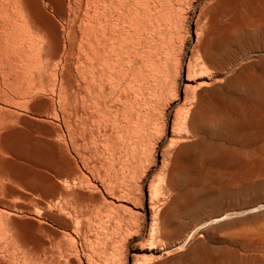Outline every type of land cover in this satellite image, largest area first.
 <instances>
[{
  "label": "bare ground",
  "instance_id": "obj_1",
  "mask_svg": "<svg viewBox=\"0 0 264 264\" xmlns=\"http://www.w3.org/2000/svg\"><path fill=\"white\" fill-rule=\"evenodd\" d=\"M142 1L144 3V6L141 7L140 11L142 12L140 13V11L137 10L136 6H140V2L142 4ZM152 1L153 0H89L86 3L87 15L85 17L86 23L84 26L87 55L83 59V57L85 56L84 54L86 53L84 51L85 53L81 54L82 56H84H77V61L76 63H74V54L76 52L73 51V53L72 51L70 52V50L72 42L75 41L73 39H75L76 36L75 38L73 36L74 34L72 26H70L69 24L70 20L67 16L64 0L46 1V5H48L49 8L50 5L51 8L53 6L58 12L57 14L60 15V20L63 23V25L60 24L63 26V28L61 27L62 29L58 27L56 20H54L51 14H49V11L47 12V10L42 7L41 0L12 1L13 5L15 4L17 7L13 5L11 6L12 2L10 4L9 0H0V264H45L50 252H52V248L55 247L53 245L54 241L52 242V244L51 241L49 242L51 245H53V247H48L46 245L47 241L42 239V236L39 237L38 234L40 233L37 234V231L42 230L40 226L44 224V222L48 224L49 222L51 223V221L53 222L55 220L60 223V231L52 228L53 226L45 227L46 229H48L47 231L52 234V236L53 234H55V236L60 234L65 240H68V237H70V222L65 218L63 219L57 216L56 213L57 209L69 211L70 203H72L71 200L74 199V197L72 199L71 197L72 194L75 193H71V189L73 188V185L75 187L76 182L78 183L79 181H76L77 177L75 178V171V174L73 173L74 178H70L69 174H67L69 175V177H64L65 175L62 176L61 173H59L62 176V178L60 179L61 184H56V181L53 180L50 175L41 174V172L38 170L39 168H37L38 165L44 163V166H46L47 169L49 168L50 170L53 165L54 153L56 152L57 147L55 145V140L52 138L53 134L55 133L53 127L51 126H53L54 123L51 122L53 124H50L51 126H49L45 124L46 122H44V124L39 122L40 120H38V118H36L37 120H34V117L32 119V116H42L40 114H44L47 120H52L53 117L57 118L58 113L56 115V110L54 111L55 106L53 107V102H56V100L54 101L53 99L55 98L53 96L54 94H56L54 92L57 86L55 76H58L60 81H64V78L68 79L73 74H76V76H79V78L81 79V83H83V86H81L82 84L79 83L80 80L76 76H73L77 79L78 83L76 82V87L72 85L74 86V92H72L73 94H71V97L69 99H64L65 101L68 100L65 103L69 104L67 106H70L69 110L72 111L71 113L73 117L74 115H77V118L79 117L78 113L80 112L79 109L81 107V110H83L86 115L90 113V118H92L91 113H95L99 118H96L99 121H97L96 123L100 124L101 127L103 126L104 129L107 127V130H109L108 128H110L111 130L115 131L114 133H116V135L111 138L113 133H111L112 135H109L110 133L107 134L106 130L103 131L108 135H106V139L105 137L103 139L108 142V145L106 146L108 147L107 149L109 152H106V154L110 153V156L109 154H107V161H109L108 159H110V157L111 160L109 162L112 161L111 164L109 162L107 163L112 166H109V168H113L112 170L114 175L112 174V176H114L116 179H112V183L110 182V180H108L111 183L110 186L107 185L106 187L104 185V187L107 188V191L106 188H104L105 192H108L106 194H109V196H116L120 200V202H127L134 207L138 206L137 204L140 203L138 201L134 202L135 197H132L134 193L133 191L135 190V188L134 190H132L134 187L133 180L135 181V176L133 177V173L135 175L136 171L133 169H136V166L134 167V164L136 153L138 154L137 148H139L143 143V139H141L140 143V138L143 137H141L139 134L144 136L146 130L148 129L147 127H149V124L151 125L153 122H149L151 120L149 119L151 117L150 115H153V113H151L150 111L152 105H147V107L150 106V110H148L149 107L147 108L146 106L143 109H138V105L140 104L142 97H144V94L148 93L150 86H152L150 84H152L155 80V82L157 81L158 83L154 82V84H157V86L160 85L159 80L157 79L160 77V79L162 80L163 76L166 75L165 73H167L166 70H164L163 74L165 75L157 73V75H159L157 76L156 71H153L157 69V65L155 66L156 68L154 67L155 69H152V71L149 68L150 56L154 57L153 54L150 55V48L151 46H154L152 42L154 41L155 43V40H153L155 35L153 33V30L155 28L157 29V27L153 28V26L160 24H157V20L162 19L159 16L154 15L159 13L160 10H156V13L155 9H148L152 8V5L154 8L155 4H157L156 2ZM148 2L152 3L151 7H147L149 5ZM181 2H183V0ZM160 3L162 4V2ZM160 3L159 6H161ZM182 4L183 3H181L180 6ZM171 5L168 4V6ZM73 6L75 15L81 4L79 2H74ZM180 6L178 5V7ZM151 11L152 15L157 17L155 22L156 24L154 25H151L153 22H151ZM171 13L172 10L170 14ZM173 15L174 14H172V16L167 15V17H174ZM160 16H163V14ZM61 21L58 22L60 23ZM208 21L210 26L206 29L203 28L202 31L200 29V31L203 32V39L200 40V43L197 45L196 55L198 61H196L195 59L193 60V62L188 63V72L194 70L193 67L195 66H199L200 68L206 70V67H208L211 63H221L225 58H229L230 56L229 46H232L234 44L236 45V43H241V41L243 42L244 40L257 42L258 37L260 38V36H264V0H216L212 5ZM167 22L168 21H166V23ZM164 24L162 25V28H165ZM59 28L61 29L60 31L63 30L62 37ZM160 28L161 27L159 26V29ZM166 29L167 27L165 28V31ZM176 31L179 32L181 30L178 31L176 28ZM200 35L198 33V36L196 38L197 40L195 42L200 39ZM173 40L171 42L174 43ZM161 41L162 40H160L159 42ZM78 43L80 44V42ZM163 43H165V41ZM162 44H160L161 47L164 46ZM166 45H169V43L167 44L166 42L165 46ZM74 46L76 48V44ZM77 47H80L81 49V44L80 46H78L77 44ZM156 47H154L153 50H156ZM84 49L85 48H82V50ZM170 49L169 52L171 51ZM60 52L61 54H59ZM139 52L141 53V61L145 60V57L147 58L146 64L141 63L144 64L142 65L144 66V70L142 69V66H140V69H138L139 67L137 68V65L139 66ZM77 53L79 54V51H77ZM152 53H155V51ZM58 54L60 55V59L56 58ZM71 54L72 56H74V59L72 58ZM165 54H167V52L162 54L160 57L162 58V56H164ZM171 54L173 55V53ZM169 55L170 53L168 54V57ZM251 56H254L252 57L253 59H258L243 62V60ZM160 57L158 56V58ZM166 57L167 56H165L163 59L165 60ZM80 58H82L81 61ZM154 59L151 58V60L153 61ZM158 60L157 62H159ZM165 61L163 62V64L165 63ZM195 61L196 63H194ZM58 63H61L59 72L56 71V66ZM151 65L153 66V63ZM166 65L164 64L163 66H165L166 68ZM161 66L162 65H160L159 68L163 69V66ZM152 72L154 73L155 77L157 76V78L153 81L151 77L153 78L154 75L150 76ZM197 72L198 71H196V73ZM204 76H200L198 80H194L197 85V88L193 90L192 95L195 107H193V104L191 103L193 109L191 108L192 110L190 109L186 116H184V120H181V125L178 123L180 113H175L170 139L166 147L167 149L162 156V165L159 168L158 173L156 172L159 177L157 180L152 179L153 181L148 187V208L150 211L148 237L151 239V242L146 248V251L143 253V257H139L136 259V261H141V264H264V209H262V207H264V198L263 196L259 195H262V193L264 194V140L261 137L262 135L264 136L263 58L262 56L246 53L235 59L224 70H220L215 74ZM150 79L152 83L150 82ZM165 79L166 78H164V80ZM186 79L190 78L187 77ZM63 81L62 83H65ZM62 83L60 82L59 84L60 90H63L61 88L65 87ZM166 83H162L163 88L160 87L162 85L158 86V88L156 85H154L153 87L156 86V88H154L153 92L156 93L155 89H157V91L160 88L165 89L164 87H166ZM191 85L188 86L189 89ZM205 85L209 86L204 87ZM187 86L186 88H188ZM153 87H151L152 90ZM80 88L83 89V91ZM161 89L158 94H160ZM67 90H69V88ZM80 90L84 92L81 97H79V92H81ZM152 90H150L151 97L153 94L155 95ZM149 93L148 95H150ZM142 94L143 96L141 97ZM158 94L157 97H155L156 95L154 96L155 98L153 97L154 100L153 98H150V96H146L149 98V100L152 99V101H156L158 98ZM232 94L239 95V99L236 100L235 98H233ZM64 95L66 96V93ZM139 96L141 98H139L140 102L138 101ZM62 99L60 103L62 102ZM145 99L146 97L143 98L142 101H144ZM65 103L63 102V104ZM63 104L58 103V106L61 107ZM155 105L156 104H154V106ZM140 106L141 105H139V107ZM60 107L58 108V110H60ZM112 107L114 108V110ZM65 108L67 111V107ZM71 113L69 114L71 115ZM93 113L92 115H94ZM140 113H142V120L139 119ZM69 114H67L68 117ZM87 117V119H90L89 116ZM71 118L69 119L71 120ZM93 118L91 120H93ZM151 118L153 120L154 117ZM138 119L141 120V122L138 121ZM70 120L67 122L72 121ZM76 120L75 122L77 124L78 120ZM81 120L82 122H84L82 118ZM139 122L140 124H138ZM156 122L157 121H155V123ZM72 123L73 122H71L70 124ZM84 124L86 125V123ZM90 124L91 123H89V125ZM94 124L95 123H93V125ZM156 124L155 128L157 127ZM77 125L76 129L71 125V127L67 126L71 128H67L71 139L70 144H72L74 139L77 138L74 136V134H76L74 129L77 131V127H79ZM85 125H83V127ZM153 125L154 123L152 124V126ZM100 126L98 125V127ZM89 127H92V125H90ZM39 129H42L43 133L46 134L45 138L41 137V133V136L36 135L39 131L35 134V131ZM81 129L82 130L78 131L79 137L80 135L84 134L85 131V128ZM86 129L88 128L86 127ZM94 129L92 127V133H94ZM95 133L97 134L96 130ZM149 133L151 132L149 131L146 135H148ZM138 135L139 141L137 140ZM153 135L154 134H152V137ZM60 136H58L57 138H59ZM89 136L91 137V135ZM146 137L147 136H145V138ZM190 137L193 138V140H190ZM148 138H151V136H148ZM183 138L188 140H182ZM84 139L85 141H87L86 137H84L83 140ZM102 141L101 143H103ZM84 143L85 142H83V144ZM138 143L140 144L137 147ZM92 146L93 148H95L94 146H97V144H94ZM59 148L61 147L59 146ZM88 149H86V151ZM76 151L80 152L79 150ZM142 152L144 153V150ZM143 153L141 154V157ZM81 154L82 151L80 155ZM86 155L85 157H87ZM101 155L105 156L104 154ZM103 156H100V158L103 159ZM85 157L83 156V158ZM98 161H100V159H98ZM93 164L95 165L96 162H93ZM85 165L87 167H90L86 163ZM69 166L71 168V165ZM101 166L103 167L106 165L104 163L103 165H100V167ZM106 167L108 168V164ZM84 170H86V167ZM109 170L110 171L108 172L112 171L111 169ZM90 172L92 173L93 171ZM107 173L105 172V174ZM109 175L110 174H108V176L105 175L103 176V178H107L109 177ZM85 176H88V174ZM84 181L85 180L81 182L83 183ZM92 181H94V179ZM86 182H88V180ZM105 183L107 184V182ZM94 184L95 183H93V185L91 186L93 187ZM83 185L84 184H82L81 186ZM97 187L94 189L97 190ZM90 189H87L86 191H90ZM94 189H91V191H94ZM74 190H76V187ZM96 190L95 192H100L99 190ZM93 191L91 192L92 194ZM101 192H103V190ZM117 192H119L120 194L117 195ZM250 192H254L256 193V195L253 194L250 200H247L244 204H242L243 206L240 203H232L233 205H228L230 206L229 209H218L219 212H217V210V213L214 214V210L212 211V214H209L208 212L207 215L209 214V216H206L207 218H203V220L201 219L202 221L196 224L193 223L195 225L189 228L187 232H184L185 230L183 231L185 226L187 227V225L189 224L188 221H195V218L192 219V214H194L195 212L198 214L195 208H200V210L202 211V208H207L208 205H214V203L216 202L218 203V201L225 196L229 197L233 201L235 198L239 199V197H243V194H246L247 196V193H249L250 195ZM85 195L87 196V192L85 193ZM78 196L79 195L77 192L76 197ZM231 197L235 198L233 199ZM94 198L96 199V197ZM105 198L107 197H104L103 201L105 200ZM84 199L86 200V197ZM113 199L114 198H112L111 200ZM143 199L144 197L141 198L142 201ZM130 200H133V203L135 204L130 202ZM141 200L139 197V201ZM222 200L221 203H225V201L222 202ZM142 201L141 204L143 205ZM161 201L164 204L166 203L167 205L162 204L163 206L159 207L158 203ZM104 202L106 203V201ZM121 203H118L120 205V208L123 204H125L123 203L121 205ZM77 206L78 205L74 207L73 205L72 208H74V210H77ZM81 207L83 208V206ZM211 207L214 208L213 206ZM102 208L104 207L102 206ZM102 208L100 209L102 210ZM112 208L114 210L116 209L115 207H113V205ZM212 208L209 209L211 210ZM81 209L79 208L78 210L80 211ZM92 209H95V206ZM100 209L99 211H101ZM117 209L115 211L119 212L120 210ZM191 209L193 211L195 210L194 213L190 211ZM72 210L73 209H71V211ZM121 210L125 211V213H128L127 215L129 216V219H127V217L125 216L126 214H121V216H125V218L128 220V224L131 222L129 224L130 227H138V221L136 219L139 218H136L137 214H135V210H131V208L126 205L125 207H122ZM142 210L145 213V209ZM200 210L198 209L199 212ZM75 212L77 213L76 217L79 218V213L77 211ZM85 212H88V210ZM110 212L112 213V211ZM191 212L192 214L188 215V213ZM183 213H187L186 216H188V218L182 216ZM115 214L113 213V215ZM178 214H180L182 218L185 217V220L187 218L188 221H182V219L179 218ZM174 216H178V218L176 217L177 220H175ZM102 218L105 217L103 216ZM86 219L88 220V218ZM122 220L124 219L121 218L117 222H121ZM41 221H43V223H41ZM94 221L92 220L91 222ZM115 221L116 218L114 219V222ZM87 223L91 225L89 221ZM121 223L120 226H122L124 222L122 224ZM97 226L99 227V224ZM169 227L173 228L171 229L172 231L176 230L175 235L177 234V232H181V230L185 234L181 236V232V234H179L180 236L177 238L175 237L176 239H174L170 246L167 245L166 248L162 247L160 250H154L155 240L162 242V244L167 242L168 239L166 241L165 239L168 236L165 231L169 230V238H171V235H174V232L172 234V231L169 229ZM83 228L79 229L78 227L77 229L82 230ZM89 228L90 227H88V229ZM109 229L108 233L111 232ZM43 230L45 231V229ZM73 230L74 227L72 228V231ZM94 230L97 231L96 229ZM122 230L124 231V229ZM131 231L132 230L130 229V232ZM137 233V230L132 232V234ZM80 234H82V232H80ZM127 235L129 234L127 233ZM71 237L73 238V236ZM86 237L87 233L85 238ZM58 239L60 240L61 237ZM64 239L63 241H65ZM47 240H49L48 237ZM57 242L54 244H58ZM60 242L59 244H61ZM64 243L65 242H63L61 245H63ZM28 244H31L29 248L34 251L31 255L27 252ZM45 245L47 247H45ZM61 245H59L58 247H60ZM73 245L74 244H72L71 247H73ZM40 246H43V248H41ZM106 246L108 247V245ZM69 247H67V249ZM107 247H105L106 252ZM116 249L118 250L119 248ZM162 250H164L163 253L166 254L169 252L172 253V251L174 250H178V252L172 255L170 258L159 260L161 256L158 253H160ZM68 253L65 252V264H71L72 262V259ZM70 253L72 254V251ZM76 253L77 250L74 254V256L77 257L79 253ZM83 253L85 254L86 252L83 251ZM157 255L160 256L158 260ZM53 256L51 260H53ZM136 261H134V263ZM50 262L52 263V261ZM60 262L58 264H62V262Z\"/></svg>",
  "mask_w": 264,
  "mask_h": 264
},
{
  "label": "rangeland",
  "instance_id": "obj_2",
  "mask_svg": "<svg viewBox=\"0 0 264 264\" xmlns=\"http://www.w3.org/2000/svg\"><path fill=\"white\" fill-rule=\"evenodd\" d=\"M12 1H14V0H12ZM11 0H9V3L11 4V2H12ZM46 1L47 0H41V5H42V7L44 8V9H46L47 10V12L49 11V14H51V16L53 17V19L54 20H56V23L58 24V27H62L63 28V23H62V21L60 20L61 19V17H60V15L59 14H57L58 12L56 11V9L52 6V8H51V5H50V8H49V6L48 5H46L47 3H46ZM89 0H64V5H65V9H66V12H67V16H68V18H69V20H70V22H69V24H70V26H72V30H73V36H74V38H75V36H76V38L75 39H73V40H75V41H77V42H75V44H76V48H75V44H74V42H72V45H71V50H70V52L72 51H74V52H76L77 53V51H79V54L77 53V55H76V53L74 54V56H72V54L74 53H72L71 54V56H72V58L74 57L75 58V60H73L74 61V63H76V61H77V56L79 57L81 54H84L86 51H87V49H86V41H85V36H84V26H85V23H86V15H87V10H86V3L88 2ZM147 1H149V0H147ZM172 1V2H171ZM153 0L152 2H156L157 4H155V7L153 8V5H152V3L151 2H148L149 3V5L147 6V5H145V6H147V7H151V5H152V8H148V9H150V10H153V9H155V12L157 13V11L156 10H160V12L159 13H157V14H154V15H156V16H159L160 18H162V19H159V20H157V24L158 23H160V24H158L161 28L163 27L162 25L164 24V23H166V21H168L167 23H168V26H167V23L166 24H164V27L166 28L167 27V29H166V31H165V28H160L159 29V26L158 25H155V26H153V28L154 27H157V29L155 28L154 30H153V33L155 34L154 35V38H156V39H154L153 38V40H155V43H154V41L152 42V44L154 45V46H151V48H150V55L151 54H153L154 55V57H152V56H150V59H149V62H150V69H151V71H152V69H155L156 67V65H157V69H158V71H157V69H155V70H153V71H156V75H157V73H160V74H163L164 73V70H166V72L168 73V77H167V73H165V74H163V75H165V76H163V78H162V80H164V78H166L164 81H162L161 79H160V77L157 79V80H159V83H160V85H162V83L164 84V82L166 83V82H168V83H166L165 85H166V87H164L165 89H161V92H160V94H158L159 93V91H160V89L157 91V89H155V91H156V93L155 92H153L154 91V88H156V86H157V84H154V82H155V80L154 79H156L157 78V76H159V75H157L156 77H155V75H154V73L152 72V74H150V76L152 75H154V77L152 78L151 77V79H152V81L154 80V82L152 83V81H151V79H150V82L152 83V84H150V85H152V86H150V88L151 87H153L154 85H156L155 87H153V90H152V88L150 89L149 88V91H148V93L150 94V95H148V93H146V94H144V97H142L143 96V94L141 95V97H142V99L140 98V96L138 97V101L140 102V99H141V102H143V103H141L140 102V104L139 105H141L140 107H139V105H138V103H137V105H138V109L140 108H145V106L147 107V105H152V106H154V104H156L154 107H152L151 106V110H150V106H148L149 107V109L148 110H150L151 111V113H153V115L151 114L150 116L151 117H154L153 118V120H152V118L150 117L149 119H151L149 122L151 123V121H153L152 122V124L154 123V127L152 126V124L150 125L149 124V127H147L148 129L146 130V133L144 134V136L143 135H141V134H139L141 137H143V138H140V143H141V139H143V143L141 144V146L139 147V148H137V152H138V154H140V155H138L137 153H136V158H135V164H134V167L136 166V169L134 168L133 170H136L135 171V175H134V173H133V177L135 176V181L133 180V182H134V187H133V189L132 190H134V188H135V190L132 192L133 193V195H132V197L134 198V202L135 201H138V202H140V203H138L137 205L138 206H132L131 204H129V203H127V202H120V200L116 197V196H112V195H110L109 196V194L107 195L106 193H108V192H105V189L104 188H106L107 187V185L108 186H110L111 185V183H112V179H114V180H116L115 179V177L114 176H112V174H113V168H109V166L110 167H112L110 164L112 163V161L111 162H109L110 160H111V157H110V159H108L109 161H107V158H108V155L107 154H109V156H110V153H107L106 154V152H109L108 151V147L106 146V145H108V142L106 141V140H103L104 139V137H105V139L107 138V134L108 133H110L109 135H112L111 133H113V135H112V137L111 138H113V136H115L116 135V133H114L115 131H113V130H111L110 128H108L109 130H107L106 128L104 129L103 128V126L101 127L100 126V124H98V123H96L97 121H98V117H97V115L95 114V113H93L94 115H92V113H91V117L93 118L95 115V117L93 118V120L95 121H93V120H91L92 118H90V113L88 114V115H86L84 112H83V110H81L82 108L80 107V112L78 113V118H77V115H74V117H73V115H72V111L71 110H69L70 109V106H67V105H69V104H67V103H65V102H67V101H65L64 99H66V98H70L71 97V94H73L72 92H74L73 90V88H74V86L76 87V84L78 83L77 82V79L76 78H74L75 76H76V74H73L71 77H69L68 79H66V78H64L65 80L63 81V82H65V83H62V81H60V79H59V77L57 76H55V79H56V82H57V86H56V90H55V92L54 93H56V94H54V96L53 97H55V98H53L54 99V101L56 100V102H53V107L55 108L54 109V111L56 112V115H57V113H58V115H57V118L56 117H53L52 118V120L50 119V120H47L46 119V116L44 115V114H40V115H42V116H32V119H33V117L35 118L34 120H37L36 118H38V120H40L39 122H41V123H43L44 124V122H46L45 124H47V125H49V126H51L53 123V126H51V127H53V129H54V133L55 134H53V136H52V138L55 140V142H56V152L54 153V158H53V165H52V167H51V170L48 168L47 169V167L46 166H44L45 164L44 163H41L40 165H38L37 166V168H39L38 170L41 172V174L42 175H50L52 178H53V180H55L56 181V184H61V181H60V179L62 178V176H64V177H69V175H70V178L71 177H73L74 175H73V173L75 174V172H76V174H75V178L77 177V180L76 181H79L78 183L76 182V184H75V187H76V190H74L75 189V187H74V185H73V188L71 189V193H73V192H75L74 194H72V197H71V199L74 197V199H72L71 200V202L72 203H70V207H69V211L68 210H61V209H57V213H56V215L57 216H59V217H61V218H65L66 220H68L69 222H70V224H71V232H70V237H68V240H69V242H68V240H65L60 234L59 235H56L55 236V234H53V236H52V234L49 232V231H47L48 229H46L45 227H47V226H53L52 228H54L55 230H57V231H60V227H61V225H60V223L58 222V221H51V223L49 222L48 224L47 223H45L44 222V224H42L40 227H41V231H37V234L38 233H40V234H38L39 235V237H41L42 239H44V240H46L47 241V246L48 247H50L51 246V248L53 247V245H54V247L56 248V247H58L59 245H61L63 242H65L63 245H61L60 247H58V248H52V252H50V254L53 256V254H54V256H53V260H51L52 259V256L49 254V257H48V259H47V261H46V263H50V264H58L60 261L62 262V264L64 263L65 264V252L66 253H68L69 254V256L71 257V259H72V262H71V264H77L78 262H81L82 264H113V263H115V264H141V261H136V259L137 258H141V257H143V253L146 251V248L148 247V245L150 244V242H151V239L148 237V229H149V223H150V211H149V208H148V187H149V185H150V183H152V181L153 180H157L158 179V175L156 174V172L158 173V171H159V168L161 167V165H162V159H163V155H164V152L166 151V147H167V145H168V142H169V139H170V135H171V129H172V124H173V119H174V115H175V113L176 112H179L180 113V117H179V120H178V123L181 125L182 124V121L184 120V116H186V114L190 111V109L192 108V106H191V103L193 104V107H195V103H194V99L192 98V95H193V90L194 89H196L197 87V85H196V83L194 82V80H198V78L200 77V76H204V75H211V74H215L216 72H218V71H220V70H224L225 68H227V66L228 65H230L235 59H237V58H239L240 56H242V55H244V54H248V53H250L251 55H258V56H262V58H263V63H264V36H260V38L258 37L257 38V42H253V41H248V40H244L243 42L241 41V43H236V45L234 44V45H232V46H229V54H230V56H229V58H225L224 60H223V62H218V63H211L208 67H206V70L205 69H202V68H200L199 66H195V67H193L194 68V70H192V71H190V72H188V70H187V65H188V63L189 62H193V60H195L196 59V61H198V59H197V55H196V51H197V45L200 43L199 41L200 40H202L203 39V35H202V33L203 32H201L202 31V29L203 28H208L209 26H210V24H209V21H208V18H209V15H210V12H211V8H212V5H213V3L216 1V0H187V2H186V0H183V2H181L182 0ZM177 1V2H176ZM74 2H79L80 4H81V6L79 7V9H78V11H77V13H75V15H74V6H73V4H74ZM144 2H146V1H144ZM160 2H162V4H161V6H159V3ZM179 2V3H178ZM69 3V4H68ZM177 3V4H176ZM181 3H183L181 6H180V4ZM71 4V5H70ZM136 4H137V2H136ZM154 4V3H153ZM168 4L169 5H171V6H168ZM206 4V5H205ZM13 5V2H12V4H11V6ZM162 5H163V8H162ZM178 5L181 7H178ZM209 5V6H208ZM13 6H16L15 4L13 5ZM46 6H48V7H46ZM142 6H144V3H143V1H142V4H141V2H140V6H136V8H137V10L138 11H140L141 10V7ZM208 6V7H207ZM17 7V6H16ZM160 7L161 9H162V11H161V9L158 8ZM210 7V8H209ZM157 8V9H156ZM178 8V9H177ZM179 8H180V10H179ZM167 9H168V11H167ZM149 10V11H150ZM171 10H172V13L170 14V12H171ZM203 10V11H202ZM56 11V12H55ZM169 12V13H167V12ZM142 11H140V13H141ZM154 12V13H155ZM162 12V13H161ZM164 12V13H163ZM174 12V13H173ZM140 13H138V14H140ZM200 13H202V14H200ZM150 14H151V18L153 19H151V22H152V24L151 25H154V24H156L155 22H156V19H157V17L156 16H153L152 15V11L150 12ZM163 14V16H160V15H162ZM164 14H167V15H169V16H172V14H174L173 16L174 17H167V15H164ZM201 16H200V15ZM74 16V17H73ZM60 17V18H59ZM156 17V18H155ZM168 18H169V20H168ZM172 18V19H171ZM207 18V19H206ZM167 19V20H166ZM175 19V20H174ZM164 20H165V22H164ZM172 20V21H171ZM205 20H206V23H205ZM58 21H61L60 23L58 22ZM204 21V22H203ZM164 22V23H163ZM170 22H171V24H170ZM196 23H197V25H196ZM199 23V24H198ZM60 24H62V25H60ZM170 24V25H169ZM180 24H182V25H180ZM166 25V26H165ZM180 27V28H179ZM59 28V31L62 29H60ZM152 28V29H153ZM176 28H177V30L179 31V30H181V31H179V32H177L176 31ZM75 29H76V31H75ZM200 29H201V31H200ZM158 30V31H157ZM159 30H160V32H159ZM157 32V33H155V32ZM176 31V32H175ZM164 32V33H163ZM42 33V32H41ZM62 33H63V30L62 31H60V34H61V37L63 36L62 35ZM162 33V34H161ZM198 33H199V35H200V33H201V35H200V39L197 41V42H195L197 39V36H198ZM76 34V35H75ZM159 34H161V35H159ZM166 34V35H165ZM172 34H174V35H172ZM156 36V37H155ZM170 37H172V38H170ZM81 39H82V41H81ZM174 39V40H173ZM260 39H261V41H260ZM160 40H162L163 42L165 41V43H163L162 41L161 42H159ZM174 41V43L173 42H171V41ZM78 42H80V44H81V49H80V47H77V44H78V46H80V44L78 43ZM166 42H167V44L169 43V45H166L165 46V44H166ZM158 43V44H157ZM163 43V44H162ZM157 44V45H156ZM160 44H162V45H164V46H162L161 47V45ZM194 44H195V46H194ZM246 44H248V45H246ZM174 45V46H173ZM239 45V46H238ZM72 46H73V49H72ZM157 46V47H156ZM154 47H156L155 49L156 50H153V48ZM169 47V48H168ZM78 48H79V50H78ZM82 48H85L84 50H82ZM171 48V49H170ZM239 48V49H238ZM158 49V50H157ZM162 49H163V51H162ZM168 49V50H167ZM169 49L171 50L170 52H169ZM76 50V51H75ZM82 50V51H81ZM162 52H161V51ZM166 50V51H165ZM174 50V51H173ZM193 50V51H192ZM85 51V52H84ZM155 51V53H152V52H154ZM157 51V52H156ZM161 53H160V52ZM165 51V52H164ZM83 52V53H82ZM167 52V54H165L164 56H162V58L160 57L162 54H164V53H166ZM170 53V55H171V57H170V55H169V57H168V54ZM171 53H173V55L171 54ZM59 54H61V52L59 53ZM57 55V59H60V55ZM139 54V66L137 65V68L138 69H140L141 67L140 66H142V65H144V64H141V63H147V58L145 57V60H142L141 61V58H140V52L138 53ZM158 54V55H157ZM263 54V55H262ZM85 55V56H84ZM83 56L81 55V57H83V59L86 57V55H87V52L84 54ZM196 55V56H195ZM158 56L160 57V58H158ZM165 56H167L166 58H165V60L163 59ZM191 56V57H190ZM252 57H254V56H251V57H248L247 59H245V60H243V62H248V61H250V60H257L258 58H255V59H253ZM73 58V59H74ZM148 58H149V56H148ZM151 58H155L154 59V61L153 60H151ZM172 58V59H171ZM79 59V58H78ZM159 59V60H158ZM171 59V60H170ZM82 60V58H80V61ZM157 60L159 61V62H157ZM162 60V61H161ZM169 60V61H168ZM175 60V61H174ZM189 60V61H188ZM144 61V62H143ZM152 61V62H151ZM165 61V65H166V63H167V65H166V68H165V66H163L164 64H163V62ZM168 61V62H167ZM196 61L194 62V63H196ZM60 62V61H59ZM156 62V63H155ZM162 62V63H161ZM179 62V63H178ZM153 63V66L151 65ZM159 63H161V64H159ZM61 64V63H60ZM59 63L57 64V70L56 71H60V68L59 67H61V65H60ZM137 64V63H136ZM141 64V65H140ZM178 64V65H177ZM58 65H60V66H58ZM160 65H162L163 66V69H161V68H159V66ZM161 66V67H162ZM143 68V70H144V66H142ZM155 67V68H154ZM160 69V70H159ZM198 71L197 73H196V71ZM202 70V71H201ZM214 70V71H213ZM160 71H162V72H160ZM211 72V73H210ZM192 73H193V75H192ZM174 75V76H173ZM74 76V77H73ZM161 76V77H162ZM77 77V76H76ZM190 78V79H186V78ZM204 77H206V76H204ZM80 81H79V83H81V79L79 78V76L77 77ZM170 81V82H169ZM60 82L62 83V84H64L63 86H65V87H63V88H61V89H63V90H60L59 88H60V86H59V84H60ZM69 82V83H68ZM74 82H75V84H74ZM77 82V83H76ZM162 82V83H161ZM66 83H67V86H68V88H69V90H67L68 88H67V86H66ZM155 83H158L157 81L155 82ZM82 85L81 86H83V83H81ZM188 84H192L191 85V87H190V89H189V87L188 86H190V85H188ZM72 85H74V86H72ZM160 85H158V86H160ZM188 87V88H186V86ZM158 86H157V88H158ZM209 85H205L204 87H208ZM160 87H162L163 88V85L162 86H160ZM66 88V89H65ZM81 89V88H80ZM82 91H83V89H81ZM80 90V91H81ZM150 90H152V92L153 93H155V95L153 94L152 95V97H151V91ZM163 90V91H162ZM61 91V92H60ZM68 92V94H67V92ZM79 92L80 93V95H79V93H78V95H79V97H81V95L82 94H84V92ZM66 93V96L64 95L65 93ZM175 94H174V93ZM58 93H59V95H58ZM63 93V94H62ZM157 94H158V98H157V100L156 101H152V99L151 100H149V98L147 97V96H150V98H153L154 96L155 97H157ZM44 95V94H43ZM65 97H64V96ZM147 95V96H146ZM187 95H188V97H187ZM58 96V97H57ZM63 96V97H62ZM69 96V97H68ZM44 97V96H43ZM146 97V99L144 100V101H142L143 100V98H145ZM154 97V98H155ZM232 97L233 98H235L236 100L237 99H239V95H237V94H232ZM63 98V99H62ZM140 98V99H139ZM154 98H153V100H154ZM61 99H62V102L60 103V101H61ZM59 101V102H58ZM193 101V102H192ZM63 102L65 103V104H63ZM185 102V103H184ZM58 103L59 104H63L61 107L60 106H58ZM158 103V104H157ZM184 107V109H183V107ZM60 107V110H58V108ZM64 107V108H63ZM65 107H67V111H66V108ZM69 107V108H68ZM114 107V106H113ZM112 107V108H113ZM147 107V108H148ZM181 107H182V109H181ZM111 108V109H112ZM115 108V107H114ZM114 108H113V110H114ZM188 108V109H187ZM63 109V110H62ZM155 109V110H154ZM193 109V108H192ZM191 109V110H192ZM158 110V111H157ZM69 111V112H68ZM149 111V112H150ZM183 113H182V112ZM55 112H54V114H55ZM64 112V113H63ZM62 113V114H61ZM69 113H71V115L69 114ZM82 113V114H81ZM64 114V115H63ZM67 114H69V117H68V115ZM141 114L142 113H140L139 115V119H141L142 120V116H141ZM150 114V113H149ZM82 115V116H81ZM86 115V116H85ZM63 116H65V117H63ZM85 116V117H84ZM87 116H89V118L90 119H87L88 117ZM149 116V115H148ZM66 117H67V119H66ZM72 117V118H71ZM85 119H84V118ZM141 117V118H140ZM162 117V118H161ZM30 118H31V116H30ZM40 118V119H39ZM69 118H71V120L69 119ZM76 118H77V120H78V122H77V124H76V122H75V120H76ZM79 118H80V120H79ZM81 118L83 119V121L84 122H82V120H81ZM96 118H98V119H96ZM42 119V120H41ZM66 119V120H65ZM71 121V122H73L72 124H70L71 122H67V121H69V120ZM138 119V121H140L141 122V120H139ZM163 119V120H162ZM76 120V121H77ZM88 122H87V121ZM182 120V121H181ZM49 121H50V123H49ZM65 121V122H64ZM93 121V122H92ZM155 121H157L156 123H155ZM181 121V122H180ZM51 122H53V123H51ZM99 122V121H98ZM140 122L138 123V124H140ZM69 125H68V124ZM85 125L84 123H86V125L83 127V125ZM89 123H91L90 125H92V127H93V129L94 128H96V129H94V133H95V130H96V132H97V134L95 133H92L91 132V130H92V127H89L90 125H89ZM93 123H95L94 125H93ZM51 124V125H50ZM66 124H67V126H73V127H75V129H76V125L77 126H79V127H77V131L74 129V128H72V129H74V131H75V133L76 134H74V136L75 137H77L76 139H74V141L72 142V144H70V136H69V132H68V130H67V128H70V127H67L66 126ZM155 124L157 125V127L155 128ZM159 124V125H158ZM82 125V126H81ZM98 125L100 126V127H98ZM162 125V126H161ZM96 126V127H95ZM160 126V127H159ZM86 127L88 128V129H86ZM80 128V129H79ZM81 128H85L84 130V134H82V135H80V137L82 138H80L79 137V132L78 131H80V130H82ZM89 128H91V129H89ZM150 128H151V130H150ZM153 128H155V129H153ZM160 128V129H159ZM71 129V128H70ZM59 130V131H58ZM101 130V131H100ZM106 130V133L107 134H105V132H103V131H105ZM160 130V131H159ZM39 131V132H38ZM56 131V132H55ZM89 131V132H88ZM151 132V133H149L148 135H146L148 132ZM39 134H38V133ZM68 132V133H67ZM87 132V133H86ZM37 133V134H36ZM40 133H41V135H40ZM63 133H64V135H63ZM89 133V134H88ZM100 133V134H99ZM102 133V134H101ZM138 133H140V132H138ZM35 134L36 135H40L41 137H43V138H45L46 137V134H44L43 133V130L42 129H39V130H37V131H35ZM57 134V135H56ZM94 134V135H93ZM103 134H105V135H103ZM152 134H154L153 135V137H152ZM61 135V136H60ZM66 135V136H65ZM89 135H91V137L89 136ZM107 135V136H106ZM139 135L137 136V140L139 141ZM58 136H60L59 138H57ZM63 136V137H62ZM103 140H101L99 137ZM145 136H147L146 138H147V140H146V138H145ZM148 136L150 137L151 136V138H148ZM67 137V138H66ZM75 137H73V138H75ZM84 137H86V139H87V141H85V139L83 140V138ZM89 139H88V138ZM94 137V138H93ZM262 138H263V140H264V136L262 135L261 136ZM72 138V139H73ZM91 138V139H90ZM93 138V139H92ZM62 141H60V140ZM98 139V140H97ZM190 140H193V138H189ZM66 140V141H65ZM67 140H69V141H67ZM83 140V141H82ZM92 140H93V142H92ZM94 140H96V141H94ZM152 140V141H151ZM182 140H188V139H185V138H183ZM57 141H59V142H57ZM101 141L103 142V143H101ZM105 141V142H104ZM150 143H148V142ZM54 142V143H55ZM69 142V143H68ZM83 142H85L84 144H83ZM90 142H91V144H90ZM61 143V144H60ZM75 143V144H74ZM99 143V144H98ZM140 143H138V145H137V147L139 146V144ZM80 144V145H79ZM96 145L97 144V146H94L95 148H97V149H95V148H93V146L92 145ZM105 146H104V145ZM76 145H78V146H76ZM86 145H89V146H86ZM59 146L61 147V148H59ZM72 146V147H71ZM101 148H100V147ZM103 146V147H102ZM143 146V147H142ZM77 147V148H76ZM78 147H81V148H78ZM85 147H86V149H88L87 151H86V149H85ZM88 147V148H87ZM142 147V148H141ZM148 147V148H147ZM84 148V149H83ZM106 148V149H105ZM144 148V149H143ZM79 150L80 152H77L76 150ZM99 149V150H98ZM140 149V150H139ZM148 149V150H147ZM150 149V150H149ZM67 150V151H66ZM75 152H74V151ZM99 151V152H97V151ZM100 150H101V152H100ZM144 150V153L142 152ZM81 151H82V154L80 155V153H81ZM85 151V152H84ZM94 151H96V152H94ZM103 151H105V152H103ZM146 151V152H145ZM150 151H152V152H150ZM77 152V153H76ZM90 152H92V153H90ZM95 153V154H94ZM143 153V155H142V157H141V154ZM150 153V154H149ZM152 153V154H151ZM58 154V155H57ZM60 154H62V155H60ZM84 154V155H83ZM87 154V155H86ZM97 154H98V156H97ZM101 154H104L105 156H103V155H101ZM80 155V156H79ZM85 155L87 156V157H85ZM93 155V156H92ZM107 155V156H106ZM151 155H152V158H151ZM56 156V157H55ZM67 157V158H65V157ZM83 156L85 157V158H83ZM90 156V157H89ZM97 156V157H96ZM100 156L102 157L103 156V159H101L100 158ZM94 157H95V159H94ZM104 157H106V158H104ZM140 159H138V158ZM43 158H44V154H43ZM55 158H57V159H55ZM61 158H62V160H61ZM83 160H82V159ZM89 158H90V160H89ZM81 159V160H80ZM98 159H100V161H98ZM148 159H149V161H148ZM70 160V161H69ZM75 160V161H74ZM85 160V161H84ZM140 161V163H139V161ZM142 160V161H141ZM68 161H69V163H68ZM83 161V162H82ZM90 161V162H89ZM92 161V162H91ZM64 162V163H63ZM72 164H71V163ZM93 162L95 163L96 162V164L94 165L93 164ZM102 162H103V164L105 163V165L107 166V164H108V168L106 167V166H103L104 167V169H103V167L101 166L100 167V165H103L102 164ZM107 162H109V163H107ZM149 162V163H148ZM85 163L88 165V166H90V167H87L86 165H85ZM89 163V164H88ZM107 163V164H106ZM85 165V166H83V165ZM97 164H98V166H97ZM69 165H71V168H70V166ZM139 165V166H138ZM149 166V168H148V166ZM44 166V167H43ZM77 166H79V167H77ZM81 166V167H80ZM139 168H138V167ZM75 167V168H74ZM77 167V168H76ZM85 167H86V170H84L85 169ZM98 167H99V169H98ZM107 169H106V168ZM79 168V169H78ZM94 168H96V169H94ZM47 170V171H45V170ZM57 169V170H56ZM72 171H71V170ZM74 169V170H73ZM78 170V172H77V170ZM109 169H111L112 171L111 172H108V171H110ZM41 170H44V171H41ZM80 170H82V171H80ZM89 170V171H88ZM107 170V171H106ZM53 171V172H52ZM56 171V172H55ZM63 171V172H62ZM75 171V172H74ZM90 171H93L92 173L90 172ZM94 171H95V173H94ZM96 171H97V173H96ZM100 171H101V173H100ZM55 172V173H54ZM68 172V173H67ZM71 172V173H70ZM83 172V173H82ZM99 172V173H98ZM105 172L107 173V174H105ZM134 172V171H133ZM141 172V173H140ZM144 172V173H143ZM59 173H61V175L59 174ZM64 173V174H63ZM79 173V174H78ZM80 173H81V175H80ZM86 173V174H85ZM91 173V174H90ZM94 173V174H93ZM137 173V174H136ZM67 174H69V175H67ZM84 176H83V175ZM88 174V176H85V175H87ZM100 175V178H99V175ZM108 174H110L109 175V177H107V178H103V176H108ZM54 175V176H53ZM56 175H58V176H56ZM67 175V176H66ZM94 175H96V176H94ZM114 175V174H113ZM80 176V177H79ZM111 176V177H110ZM55 177H57V178H55ZM85 177H86V179H85ZM155 177V178H154ZM74 178V177H73ZM90 178V179H89ZM94 179V181H92ZM100 179V180H99ZM153 179V180H152ZM83 180H85L83 183L81 182V181H83ZM88 180V182H86ZM98 182H97V181ZM102 180V181H101ZM103 180H104V184H103ZM108 180H110V182L108 181ZM119 180V179H118ZM151 180V181H150ZM54 181V182H55ZM58 181H60V182H58ZM92 183H91V182ZM105 182H107V184L105 183ZM91 183V184H90ZM93 183H95L96 184V186H95V184H94V186L92 187L91 185H93ZM82 184H84L83 186H81ZM90 184V185H89ZM101 184V185H100ZM103 184V185H102ZM157 184H158V182H157ZM86 185V186H85ZM90 187H89V186ZM104 185L106 186V187H104ZM79 186V187H78ZM98 186V187H97ZM137 186V187H136ZM97 187V190L96 189H94V188H96ZM82 189V190H84V191H86L87 189L89 190L90 188L91 189H94V191H93V194L91 193L92 191H91V189H90V191H86L87 192V196L85 195V193L86 192H84V191H82V190H80V189ZM138 188V189H137ZM136 189H137V191H136ZM95 190L96 191H100V192H95ZM103 190V192H101ZM78 192V197H76L77 196V192ZM106 191H107V188H106ZM89 192V193H88ZM105 195H104V194ZM118 194L117 195H119L120 193L119 192H117ZM252 193V194H251ZM85 196H84V195ZM253 194L254 195H256V193H254V192H250V195H249V193H247V196H249V197H247L246 196V194H243V197L241 196V197H239V199L238 198H233V197H231V198H233L234 200L232 201V199H230L229 197H227V196H225L224 198H222L221 200H222V202L223 201H225V203L223 202V204L221 203V200H219L218 201V203L216 202V203H214V205L212 204V205H208L207 206V208H202V211L200 210V208H195V210L198 212V214L196 213H194V211L191 209L190 211H192L194 214H192V212L191 213H188V215H191L192 214V219L193 218H195L194 220L195 221H188V216H186L187 215V213H183L182 214V216H185V217H187L186 218V220L184 219L185 217H183L182 218V216L180 215V214H178L179 215V218L180 219H182V221H188V225H187V227L185 226V228L183 229V231L184 232H187V230L189 229V228H191L193 225H195L196 223H198V222H200V221H202L203 220V218L205 219V218H207L208 216H209V214H212V211H213V214L214 213H217V212H219V210H223V209H229V207L231 206V205H233V204H244L247 200H250L251 198H252V196H253ZM85 198L86 197V200L82 197V196ZM102 195H104V196H102ZM137 195V196H136ZM244 195H245V197H244ZM260 196H263V198H264V194L262 193V195L261 194H259ZM81 196V197H80ZM89 196V197H88ZM90 196H91V199H90ZM96 197V199L94 198V197ZM101 196V197H100ZM140 197V200H141V198L142 197H144V199H143V201H142V203H143V205L141 204V201H139V197ZM142 196V197H141ZM104 197H107V198H105V200L104 201H106V203L103 201V199H104ZM137 197V198H136ZM76 198H80L79 200L78 199H76ZM82 198V199H81ZM88 198V199H87ZM112 198H114L113 200H111ZM229 198V199H228ZM242 198V199H241ZM247 198V199H246ZM100 199V200H99ZM101 199H102V201H101ZM108 199V200H107ZM136 199H138V200H136ZM82 200H84V201H86V202H84V201H82ZM92 202H91V201ZM228 200H229V202H230V204H229V202H228ZM243 200V201H242ZM82 201V202H81ZM96 201H97V203H96ZM109 201V202H108ZM113 201V202H112ZM117 201V202H116ZM232 201V202H231ZM77 202V203H76ZM88 202V203H87ZM93 202H95V203H93ZM105 203V205H104V203ZM116 204H115V203ZM130 202H132L133 203V200L131 201L130 200ZM219 202H220V204H219ZM81 203V204H80ZM87 205H86V204ZM90 203V204H89ZM102 203V204H101ZM109 203V204H108ZM113 203V204H112ZM118 203H121V205L123 204V203H125V204H123L122 205V207H125V205L126 206H129L130 208H131V210H135V214H137L136 216V218H139V219H136L137 221H138V224L137 223H135V224H137L138 225V227L137 226H132V227H130V223L128 224V220L127 219H129V216L127 215L128 213L126 212L125 213V211H123V210H121V208L119 207L120 205L118 204ZM233 203V204H232ZM72 204V205H71ZM113 205V207H115L117 210H120L119 212L117 211H115L113 208H112V205ZM133 204H135V203H133ZM159 204V207H161V206H163V205H167L166 203L164 204L162 201L161 202H159L158 203ZM163 204V205H162ZM217 204V205H216ZM222 204V205H221ZM73 205H74V207H76V205H78L77 206V208L79 209H81L82 207L81 206H83V208H84V210H83V208L79 211L78 209L76 210H74V208H72L73 207ZM79 205H80V207H79ZM98 205V206H97ZM111 205V206H110ZM116 205H117V207H116ZM140 205V206H139ZM220 205V206H219ZM224 205V206H223ZM228 205H230V206H228ZM94 206H95V209H92V208H94ZM102 206L104 207V208H102ZM142 206V207H141ZM211 206H213L214 208H212ZM216 206V207H215ZM243 206V205H242ZM87 207V208H86ZM88 207H89V209H88ZM102 208V210L100 209V208ZM224 207V208H223ZM90 208H91V211H90ZM209 208H212L211 210L209 209ZM71 209H73L72 211H71ZM86 209V210H85ZM99 209L101 210V211H99ZM108 210V211H106V210ZM142 209H145V213L143 212V210ZM194 209V208H193ZM198 209L200 210V212L198 211ZM204 209V210H203ZM216 209V210H215ZM219 209V210H218ZM262 209H264V207H262ZM60 211V215H59V211ZM83 210V211H82ZM88 210V212H85V211H87ZM93 210V211H92ZM218 210V211H217ZM74 211V212H73ZM75 211H77L78 213H79V215H78V217L80 218H77L76 216H77V213L75 212ZM81 211H82V213H81ZM97 211V212H96ZM110 211H112V213L110 212ZM210 211H211V213H210ZM217 211V212H216ZM72 213V215H71V213ZM85 212V213H84ZM92 212V213H91ZM104 212V213H103ZM122 212V213H121ZM134 212V211H133ZM209 212V214L207 215V213ZM62 213V214H61ZM97 213V214H96ZM113 213L115 214V215H113ZM119 213V214H118ZM63 214H64V216H63ZM66 214V215H65ZM102 214V215H101ZM121 214H123V215H125L126 217H127V219L125 218V216H121ZM90 215H91V218H90ZM109 215H110V217H109ZM113 215V216H112ZM120 215V216H119ZM201 215V216H200ZM70 216V217H69ZM105 217V218H102V217ZM112 216V217H111ZM181 216V217H180ZM196 216V217H195ZM207 216V217H206ZM68 217V218H67ZM101 217V218H100ZM175 217V220H177V218H178V216H174ZM173 217V218H174ZM177 217V218H176ZM72 218V219H71ZM86 218H88V220L86 219ZM98 218H99V220H98ZM116 218V221L114 222V219ZM121 218H123L124 220H122L121 222L123 223H121V222H117L119 219H121ZM81 219H83V220H81ZM85 219V220H84ZM110 221H113V222H110ZM112 219V220H111ZM180 219H178V220H180ZM202 219V220H201ZM96 221V223H95V221L94 222H91V221ZM136 220H135V222H136ZM81 221H84V222H81ZM89 221V223H91V225L90 224H88L87 222ZM84 223V224H81V223ZM106 222V223H105ZM41 223H43V221H41ZM54 223H55V225H54ZM57 223V224H56ZM83 226V227H86V228H83L80 224ZM105 223V224H104ZM112 225H111V224ZM115 223H116V225H115ZM119 223V224H118ZM120 223L122 224V226H120ZM190 223H192V224H190ZM193 223H195V224H193ZM52 224V225H51ZM99 224V227L97 226ZM102 224V225H101ZM109 224H110V226H109ZM86 225V226H85ZM94 225V226H93ZM101 225V226H100ZM110 227V229H109V227ZM119 225V226H118ZM129 225V226H128ZM54 226H56V227H54ZM58 226V227H57ZM90 227L89 229H88V227ZM114 226V227H113ZM116 226V227H115ZM126 226V227H125ZM189 226V227H188ZM44 227V228H43ZM74 227V230L72 231V228ZM79 227V229H81V228H83L82 230H78L77 228ZM81 227V228H80ZM94 227V228H93ZM105 227H106V229H105ZM113 227V228H112ZM173 227V226H172ZM172 227H169V229L171 230V229H173ZM57 228V229H56ZM59 228V229H58ZM98 228V229H97ZM124 229V231L121 229ZM128 228V229H127ZM132 230L131 232H130V229ZM132 228H134L135 230H137L138 231V233L137 234H132V232H134L135 230L134 229H132ZM139 228V229H138ZM43 229H45V231L43 230ZM86 229V230H85ZM92 229V230H91ZM94 229H96L97 231H95ZM108 229L111 231V232H109L108 233ZM39 230H40V228H39ZM99 230V231H98ZM118 230H120V231H122V232H120V231H118ZM167 230V229H166ZM91 231V232H90ZM101 231V232H100ZM126 231V232H125ZM128 231V232H127ZM172 231V230H171ZM176 231V230H175ZM175 231H172L171 233L173 234V232H174V235H175ZM80 232H82V234H80ZM89 232V233H88ZM166 233H167V236L168 237H166V239H165V241L167 240V242L166 243H164V244H162V242H160V241H158V240H155V246H154V250H160L162 247H167V245H171V243L174 241V239H176L177 237H179L180 235L179 234H181V232H182V230H181V232H177V234H178V236H177V234L174 236H172L171 235V238H169V236H170V233L168 234V232H169V230H167V231H165ZM184 232H182V234H181V236H183V234H185ZM72 233V234H71ZM77 233V234H76ZM85 233V234H84ZM86 233H87V237L85 238V236H86ZM111 233V234H110ZM120 233V234H119ZM122 233V234H121ZM127 233L129 234V235H127ZM41 234H43V235H41ZM80 236H79V235ZM110 236H109V235ZM117 234V235H116ZM88 235H89V237H88ZM99 235V236H98ZM106 235H107V237H106ZM112 235H113V237H114V239H113V237H112ZM121 235V236H120ZM125 235V236H124ZM131 235V236H130ZM133 235V236H132ZM51 236V237H50ZM61 237V242H60V240L58 239V238H60ZM71 236H73V238L71 237ZM128 236V237H127ZM47 237H48V239L49 240H47ZM56 237V238H55ZM58 237V238H57ZM176 237V238H175ZM53 238V239H52ZM84 238V239H83ZM103 238H105V239H103ZM52 239V240H51ZM63 239L65 240V241H63ZM85 239H86V241H85ZM102 240V241H101ZM104 240V241H103ZM112 241V242H110V241ZM51 241V244H52V242L54 241V243H56L57 241V243L58 244H54L53 243V245H51L49 242ZM89 241V242H88ZM115 241V242H114ZM119 241V242H118ZM59 242L61 243V244H59ZM66 242H67V244H66ZM93 242V243H92ZM107 242H108V244H107ZM74 244L73 245V247H71L72 246V244ZM113 243V244H112ZM116 243H118V244H116ZM168 243V244H167ZM114 244H115V247H114ZM166 244V245H165ZM45 245V247H47ZM106 245H108V247L106 246ZM117 245V246H116ZM162 245V246H161ZM31 246V244H28V246H27V248H28V250H27V248H26V250H27V252L31 255V254H33L32 252H34L32 249H30L29 247ZM69 247L68 249H67V247ZM41 248H43V246H40ZM61 247H65V248H61ZM75 247V248H74ZM105 247H107V252H106V248ZM97 248V249H96ZM116 248H119L118 250L116 249ZM62 249V250H61ZM64 249V250H63ZM67 249V250H66ZM69 249H70V251H69ZM73 249H74V251H73ZM103 249V250H102ZM109 249V250H108ZM76 250H77V253L76 254H78L77 255V257L76 256H74V254H75V252H76ZM180 250V249H179ZM72 251V254L70 253ZM83 251L84 252H86L85 254L83 253ZM102 251H103V253H102ZM88 252H89V254H88ZM164 252V250H162L160 253H158L159 255H157V260L159 259V257H160V259L159 260H162V259H167V258H170L172 255H174V254H176L177 252H178V250H174V251H172V253L171 252H169V253H163ZM57 253V254H56ZM58 253H59V255H58ZM62 255H61V254ZM114 253V254H113ZM118 253H120V254H118ZM171 253V254H170ZM71 254V255H70ZM124 254V255H123ZM168 254H170V255H168ZM61 255V256H60ZM89 255H90V257H89ZM106 255V256H105ZM117 255V256H116ZM121 255V256H120ZM140 255V256H139ZM64 258H63V257ZM78 256H79V258H78ZM56 259H55V258ZM57 257H59V258H57ZM88 257V258H87ZM61 258H62V260H61ZM79 260H81V261H79ZM59 259H60V261H59ZM77 259V260H76ZM58 260V261H57ZM87 260V261H86ZM106 260V261H105ZM50 261H52V263L50 262ZM64 261V262H63ZM116 261V262H115ZM134 261H136L135 263H134ZM60 262V263H61ZM107 262V263H106ZM45 263V264H46ZM81 263H78V264H81Z\"/></svg>",
  "mask_w": 264,
  "mask_h": 264
}]
</instances>
